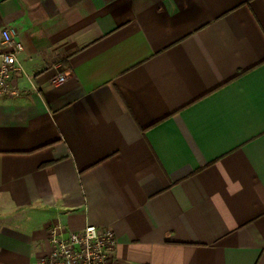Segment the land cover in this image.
<instances>
[{"label":"crops","instance_id":"0c3cea01","mask_svg":"<svg viewBox=\"0 0 264 264\" xmlns=\"http://www.w3.org/2000/svg\"><path fill=\"white\" fill-rule=\"evenodd\" d=\"M4 27L0 264L57 222L123 264H264V0H0Z\"/></svg>","mask_w":264,"mask_h":264},{"label":"built area","instance_id":"2783aa9c","mask_svg":"<svg viewBox=\"0 0 264 264\" xmlns=\"http://www.w3.org/2000/svg\"><path fill=\"white\" fill-rule=\"evenodd\" d=\"M15 27H4L0 32V96L17 93L11 85L13 72L19 69L17 55L22 43L14 39ZM66 79L59 73L53 79L60 84ZM48 252L32 264H123L114 257L116 236L108 227L87 224L77 231L67 230L53 223L48 231Z\"/></svg>","mask_w":264,"mask_h":264}]
</instances>
